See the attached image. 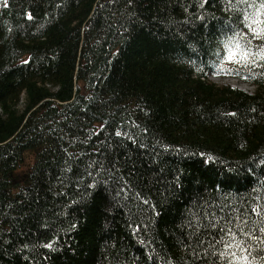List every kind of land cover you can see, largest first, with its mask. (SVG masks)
I'll return each mask as SVG.
<instances>
[{
  "label": "trees",
  "instance_id": "obj_1",
  "mask_svg": "<svg viewBox=\"0 0 264 264\" xmlns=\"http://www.w3.org/2000/svg\"><path fill=\"white\" fill-rule=\"evenodd\" d=\"M252 4L0 0V264H264Z\"/></svg>",
  "mask_w": 264,
  "mask_h": 264
},
{
  "label": "snow or ice",
  "instance_id": "obj_2",
  "mask_svg": "<svg viewBox=\"0 0 264 264\" xmlns=\"http://www.w3.org/2000/svg\"><path fill=\"white\" fill-rule=\"evenodd\" d=\"M243 2H247V0H243ZM255 4V0H253V4L250 5L251 6H254ZM261 11H264V0H260V8L257 10V12L255 13L256 15H259V13ZM249 17L248 16H245V20H248ZM253 23H256V21H253ZM249 27L251 28L252 26L249 25ZM252 31L256 34V35H260L261 33L260 32H257L256 29H252ZM264 31V30H262ZM229 43H232L231 41ZM235 47L237 49L236 52H233L231 49H229V55H228V58L229 59H233L237 54L240 55V59H245L247 56H248V53L247 52H244L241 50L240 48V44L239 43H236L235 44ZM119 135V133H117ZM255 211V210H254ZM246 235H250V234H246ZM242 241H239L236 239V236L234 233H231L230 231V240H229V243L227 244V247L228 248H231L233 247V245L237 248V249H240L242 252L243 251H246V249L242 248ZM222 256L224 255V253L221 254ZM231 256L235 257L237 260L239 259H243L244 261H247L248 260V257L247 256H243V257H236V253L235 252H231L230 253Z\"/></svg>",
  "mask_w": 264,
  "mask_h": 264
},
{
  "label": "rangeland",
  "instance_id": "obj_3",
  "mask_svg": "<svg viewBox=\"0 0 264 264\" xmlns=\"http://www.w3.org/2000/svg\"><path fill=\"white\" fill-rule=\"evenodd\" d=\"M211 79H213V80H215V81H217V82H224V83H229L230 85H236V84H240L238 81H234V80H231L230 78H228V79H225V78H211ZM242 88H244V89H249V87L248 86H246V85H243V86H241ZM27 168V166L26 165H22V166H20V168L19 169H17V172L18 171H21V170H24V169H26ZM25 176V175H24Z\"/></svg>",
  "mask_w": 264,
  "mask_h": 264
},
{
  "label": "bare ground",
  "instance_id": "obj_4",
  "mask_svg": "<svg viewBox=\"0 0 264 264\" xmlns=\"http://www.w3.org/2000/svg\"><path fill=\"white\" fill-rule=\"evenodd\" d=\"M216 79V78H215ZM221 84V83H220ZM243 84V83H242ZM224 85V84H223ZM248 85V84H247ZM247 89V88H246ZM251 91V90H250Z\"/></svg>",
  "mask_w": 264,
  "mask_h": 264
}]
</instances>
